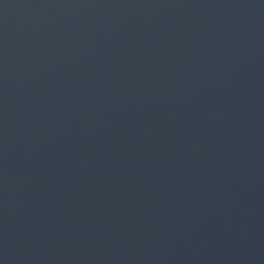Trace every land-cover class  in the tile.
Returning a JSON list of instances; mask_svg holds the SVG:
<instances>
[{
	"label": "water",
	"instance_id": "obj_1",
	"mask_svg": "<svg viewBox=\"0 0 264 264\" xmlns=\"http://www.w3.org/2000/svg\"><path fill=\"white\" fill-rule=\"evenodd\" d=\"M0 264H264V0H0Z\"/></svg>",
	"mask_w": 264,
	"mask_h": 264
}]
</instances>
